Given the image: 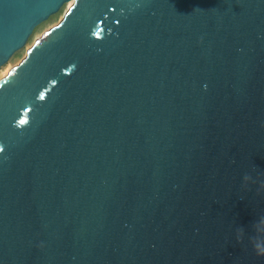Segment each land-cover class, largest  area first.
Returning a JSON list of instances; mask_svg holds the SVG:
<instances>
[{"label":"water","instance_id":"1","mask_svg":"<svg viewBox=\"0 0 264 264\" xmlns=\"http://www.w3.org/2000/svg\"><path fill=\"white\" fill-rule=\"evenodd\" d=\"M74 1L0 81V264H264V0Z\"/></svg>","mask_w":264,"mask_h":264},{"label":"rangeland","instance_id":"2","mask_svg":"<svg viewBox=\"0 0 264 264\" xmlns=\"http://www.w3.org/2000/svg\"><path fill=\"white\" fill-rule=\"evenodd\" d=\"M65 6L58 14L52 16L48 21L37 27L27 45L22 50L17 52L12 57V59L0 69V81L6 78L13 68L19 66L24 61V59H26L28 52L34 47L37 41L43 38V35H45L51 29L57 27L64 20L65 16L69 12V9L65 8ZM7 71H9L8 74L2 79L3 72Z\"/></svg>","mask_w":264,"mask_h":264},{"label":"clouds","instance_id":"3","mask_svg":"<svg viewBox=\"0 0 264 264\" xmlns=\"http://www.w3.org/2000/svg\"><path fill=\"white\" fill-rule=\"evenodd\" d=\"M254 250L258 256L264 257V247L259 246L258 244L254 245Z\"/></svg>","mask_w":264,"mask_h":264},{"label":"bare ground","instance_id":"4","mask_svg":"<svg viewBox=\"0 0 264 264\" xmlns=\"http://www.w3.org/2000/svg\"><path fill=\"white\" fill-rule=\"evenodd\" d=\"M74 2H75L74 0L70 1L69 3L66 4L65 8H68V9L72 8L73 5H74ZM2 71H3V70H2ZM8 72H9V71H7V72H3L2 79H3L4 77H6V75L8 74Z\"/></svg>","mask_w":264,"mask_h":264},{"label":"snow or ice","instance_id":"5","mask_svg":"<svg viewBox=\"0 0 264 264\" xmlns=\"http://www.w3.org/2000/svg\"><path fill=\"white\" fill-rule=\"evenodd\" d=\"M23 123V122H22Z\"/></svg>","mask_w":264,"mask_h":264}]
</instances>
